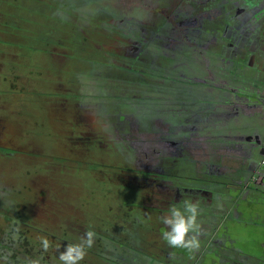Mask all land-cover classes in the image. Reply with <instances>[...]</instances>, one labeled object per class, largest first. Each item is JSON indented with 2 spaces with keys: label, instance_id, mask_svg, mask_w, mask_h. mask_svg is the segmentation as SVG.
Returning <instances> with one entry per match:
<instances>
[{
  "label": "rangeland",
  "instance_id": "rangeland-1",
  "mask_svg": "<svg viewBox=\"0 0 264 264\" xmlns=\"http://www.w3.org/2000/svg\"><path fill=\"white\" fill-rule=\"evenodd\" d=\"M174 3L0 0V264H62L88 230L79 264H190L197 250L162 239L161 217L185 199L200 245L219 223L244 238L229 219L242 122L144 5Z\"/></svg>",
  "mask_w": 264,
  "mask_h": 264
},
{
  "label": "flooded vegetation",
  "instance_id": "flooded-vegetation-1",
  "mask_svg": "<svg viewBox=\"0 0 264 264\" xmlns=\"http://www.w3.org/2000/svg\"><path fill=\"white\" fill-rule=\"evenodd\" d=\"M173 1L162 10L144 5L165 14L168 22L161 31L176 32L180 40H188L195 73L200 71L196 67L209 71L214 75L210 80L214 92L231 99L242 122L233 139L244 149L240 190L233 193L229 218L231 225L246 230L244 238L236 235L229 240L218 232L222 231L219 223L196 253L190 252L195 255L189 263L264 264V0ZM243 94H250L260 110L243 104ZM256 226H262V233L256 235L260 240L246 239Z\"/></svg>",
  "mask_w": 264,
  "mask_h": 264
},
{
  "label": "clouds",
  "instance_id": "clouds-1",
  "mask_svg": "<svg viewBox=\"0 0 264 264\" xmlns=\"http://www.w3.org/2000/svg\"><path fill=\"white\" fill-rule=\"evenodd\" d=\"M170 214L161 217L165 229L162 239L171 248H183L188 251L198 250L200 247V225L197 223L198 205L189 199L183 201V211L176 205L169 209ZM96 233L92 230L85 232L78 244H69L59 253L62 264H79L86 255V249L91 248L95 242ZM44 251L49 249L50 241L46 237H37ZM31 264H38L32 261Z\"/></svg>",
  "mask_w": 264,
  "mask_h": 264
},
{
  "label": "crops",
  "instance_id": "crops-1",
  "mask_svg": "<svg viewBox=\"0 0 264 264\" xmlns=\"http://www.w3.org/2000/svg\"><path fill=\"white\" fill-rule=\"evenodd\" d=\"M241 98L243 99L242 103L245 104L246 106H252L255 110H260V106L257 104V101H255V99H253V97L250 94H243ZM237 129H235V131H237Z\"/></svg>",
  "mask_w": 264,
  "mask_h": 264
}]
</instances>
